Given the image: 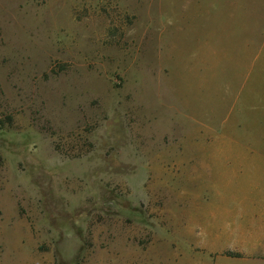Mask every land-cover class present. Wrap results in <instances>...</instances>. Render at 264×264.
Listing matches in <instances>:
<instances>
[{
  "label": "rangeland",
  "instance_id": "1",
  "mask_svg": "<svg viewBox=\"0 0 264 264\" xmlns=\"http://www.w3.org/2000/svg\"><path fill=\"white\" fill-rule=\"evenodd\" d=\"M0 264H264V0H0Z\"/></svg>",
  "mask_w": 264,
  "mask_h": 264
}]
</instances>
